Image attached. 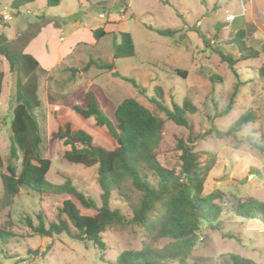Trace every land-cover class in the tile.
Segmentation results:
<instances>
[{
    "label": "rangeland",
    "instance_id": "rangeland-1",
    "mask_svg": "<svg viewBox=\"0 0 264 264\" xmlns=\"http://www.w3.org/2000/svg\"><path fill=\"white\" fill-rule=\"evenodd\" d=\"M61 1L58 7L43 6L45 0H38L36 6L19 9L21 14L13 19L10 34L14 36L25 28L26 35L13 43L0 40V73L4 75L0 98V157L3 162L0 174L7 173L11 164L20 174L23 159V151L12 142L10 129L18 76L10 71L6 54L20 56L28 35L35 32V27L28 23L38 20L37 24H40L45 19L50 21L41 25V31L46 29L45 39L52 57L43 61L44 71L38 69L34 73L40 101V107L34 113L41 130L40 155L51 161L46 176L50 185L60 189L69 179L78 191L101 203L98 167L86 168L69 163L64 158L65 147L53 137L59 116L72 114L74 122L95 133L99 145L107 149L116 148V143L104 128L97 127L93 119H84L73 111L74 106L85 105L86 94L92 87L102 90L108 110L125 99L133 98L167 121L152 101L162 91L169 108L173 104L182 105L184 101H189L196 108L193 146L196 151H211L218 157L217 166L206 183L205 194L222 191L244 200L264 201V77L259 75V69L264 66V37L258 31L264 27V0ZM6 5L5 0H0V11ZM83 7L87 12L82 13L86 20L77 27H69L76 15L65 17L66 13L81 14ZM229 16H234V21L227 22ZM101 20L110 22L106 27L110 34L95 41L87 29L96 27ZM1 22L6 20L1 17ZM57 23L59 27H56ZM50 26L60 29L59 35L53 34ZM241 29L253 31L246 36L245 42L261 57L241 61L233 71L221 52L237 56L234 42ZM156 30L175 33L168 37ZM121 33L132 36L134 55L116 60L114 42H122ZM75 39L81 44L51 70L55 67L53 49L61 44L62 49H68ZM89 39L98 45L85 44ZM91 59L100 64L113 63L114 70L91 66L83 71ZM177 71L186 72V77ZM212 77L216 80L213 81ZM237 86L238 92L235 93ZM227 109L230 112L222 115ZM249 114L255 120L232 136L220 139L212 132L213 126L227 132ZM167 130L190 137L189 131L171 121H167ZM14 145L18 149L17 158L12 155ZM179 156L171 153L159 159L164 167L180 171ZM144 174L153 186H157L156 177L148 172ZM2 196L0 177V228L10 223L9 230L15 234L8 244H0V264H116L117 257L124 251L141 250L147 244L162 248L169 243L168 240L153 243L152 237L136 226L109 228L103 234L107 248L102 258L92 243L74 240L66 234L46 238L35 231L41 223L48 228L60 220L68 221L60 210L63 202L71 198L68 193L41 196L23 191L10 206L1 203ZM135 197L136 194L134 202L137 201ZM110 199L112 209L119 210L128 218L132 216L131 209L118 194L113 192ZM75 204L84 215L97 213L96 210L85 209L78 201ZM154 215L158 216V213ZM222 220L224 224L220 231L202 228L199 232V243L191 255V263L231 264L226 262H231V256H238L255 264H264V223L238 219L228 213ZM48 246H51L50 251L42 256ZM167 264L178 263L169 261Z\"/></svg>",
    "mask_w": 264,
    "mask_h": 264
},
{
    "label": "trees",
    "instance_id": "trees-1",
    "mask_svg": "<svg viewBox=\"0 0 264 264\" xmlns=\"http://www.w3.org/2000/svg\"><path fill=\"white\" fill-rule=\"evenodd\" d=\"M34 1L14 0L12 8L19 10ZM45 2L47 7L61 5V0ZM3 25L7 26L6 23ZM156 32L168 37L175 33L172 30ZM252 32L250 29L237 32L234 42V52L237 56L221 52L224 61L233 71L239 62L261 57L257 50L249 48L245 42L246 36ZM109 34L103 27L92 31L95 41ZM119 36L122 42H114V58L118 60L133 57L132 36L129 33H121ZM6 59L10 71L16 72L18 76L16 106L10 129L12 142L23 151V159L20 174L12 164L7 167V173L0 174L3 184L1 203L4 206L12 205L14 199L23 191L41 196L63 193L71 196L63 202L60 209L68 221L60 220L50 224L48 228L41 223L35 230L39 235L53 238L54 235L66 234L74 240L92 243L99 249L103 258L107 248L103 234L107 229L136 226L146 231L152 237L153 243L165 240L169 243L162 248L147 244L141 250L124 251L117 257L116 264H167L169 261L193 264L191 255L199 243V232L202 228L220 231L223 228L222 217L225 213L238 219L264 223V201L244 200L222 191L205 194L206 183L217 166L218 157L211 151H196L193 146V117L196 108L189 101H184L182 105L173 104L172 108H169L165 104L162 91L152 100L153 103L166 116L167 121L189 131V138L181 132L168 131L166 120L133 98L125 99L117 107L108 110L102 90L92 87L86 94L85 105L74 106L73 111L84 119H93L97 127L104 128L116 143V148L107 149L99 145L95 133L74 122L72 114L59 116L58 128L53 137L65 147L64 158L69 163L86 168L98 167V184L102 191L101 205L78 191L69 179L60 189L54 188L46 179L51 161L40 155L42 137L40 124L34 113L40 107L38 82L34 73L38 69L44 70L30 55L13 57L7 52ZM91 66L111 71L115 67L113 63L100 64L91 59L83 71H87ZM177 73L182 77L187 75L186 72ZM259 75L264 77V66L259 69ZM116 76L120 75L116 73ZM211 79L216 80L214 77ZM3 80L4 75L0 73V98ZM238 87L235 93L238 92ZM229 112L230 109H227L222 115ZM254 120L253 115H245L227 132H221L215 126L212 127V132L224 139ZM17 152V147L12 146V155L16 158ZM171 153L180 155V171L168 169L161 164L160 156ZM2 169L3 162L0 157V171ZM146 172L157 178V186L148 181L144 174ZM113 192L131 209L130 218L110 207ZM74 200L85 209L96 210V215L82 214ZM155 213H158V216L154 215ZM9 227L11 224L7 223L0 228V244H8L15 236ZM50 249L51 246H48L42 256L47 255ZM226 263L255 264L252 260L238 256H231V262Z\"/></svg>",
    "mask_w": 264,
    "mask_h": 264
},
{
    "label": "crops",
    "instance_id": "crops-1",
    "mask_svg": "<svg viewBox=\"0 0 264 264\" xmlns=\"http://www.w3.org/2000/svg\"><path fill=\"white\" fill-rule=\"evenodd\" d=\"M5 1H6L7 5L4 7L3 11H0V23H2L0 25V37H3L5 39H0V40H3L5 43H13V42L19 41V39L24 37V35H26V33L24 32L25 28H23V29L19 30L18 33H15L14 36H12L10 34L11 33L10 30L13 28V21H14L13 19L20 16L21 12L19 10H15L12 8V4H13L14 0H5ZM37 2H38V0H35L34 3L22 7L21 10L27 9V7H30V6H36ZM61 3H62V1H61ZM42 5L47 6V4H45V2L44 3L42 2ZM66 12H68V11H66ZM82 13H87L86 11H84V7L81 9V14H75V13H70V12L66 13L65 17H71L73 15H76L74 17L73 21L70 23L69 27H77L78 25H81L84 22V20H86V17H84L85 15ZM4 15H7L10 17L8 18V20H6V22H1V17H3ZM102 15L104 16V14H102ZM55 19H57V17H55ZM49 21L50 20L44 19L40 24H37L38 20L35 22L30 21L28 23V25L35 27V32L32 33L31 35H28L29 39L24 43V45L22 47L23 48L22 54L23 55H30L31 57H33L39 63V66L41 67V69H43L42 68L43 61H46V58L48 59V58L52 57V53L50 51L49 43L45 39L46 37H45L44 31L46 29L44 28L43 31H41V29L43 28V27H41V25L46 23V22L48 24ZM3 23H6L7 26H4ZM97 24L100 25L99 28H101L103 26V28H105V30H106V27L109 26L110 22H107V21L105 22L104 20H101V23L98 22ZM99 25H97L96 27L98 28ZM56 27H59L58 23L56 24ZM56 27L50 26L49 28L51 29V32H53V34L59 35L60 29H57ZM96 27H89L87 30L89 32H91V35H92V31L97 29ZM263 28L262 27L259 28L258 31L264 37ZM106 32L110 33L107 30H106ZM41 37H43V38L41 39ZM66 39H64L63 42H65ZM87 42L88 43H85V44H89L90 46L98 45L97 42H96V44H92L90 39ZM79 44H81L79 42V40L75 39V43L73 45H71V47H69L68 49H65V50L62 49V47H61L62 44L57 45V47H55V50L53 49V56H54L53 62H54L55 67L52 68L51 70L55 69L67 56L72 54L74 52L75 48ZM51 70H47V71H51Z\"/></svg>",
    "mask_w": 264,
    "mask_h": 264
},
{
    "label": "built area",
    "instance_id": "built-area-1",
    "mask_svg": "<svg viewBox=\"0 0 264 264\" xmlns=\"http://www.w3.org/2000/svg\"><path fill=\"white\" fill-rule=\"evenodd\" d=\"M9 17H10V16H7V15H4V16H3V18H4L5 20H8ZM234 19H235L234 16H229V17H227V22H232V21H234Z\"/></svg>",
    "mask_w": 264,
    "mask_h": 264
},
{
    "label": "water",
    "instance_id": "water-1",
    "mask_svg": "<svg viewBox=\"0 0 264 264\" xmlns=\"http://www.w3.org/2000/svg\"><path fill=\"white\" fill-rule=\"evenodd\" d=\"M1 54H4V52L2 51Z\"/></svg>",
    "mask_w": 264,
    "mask_h": 264
}]
</instances>
